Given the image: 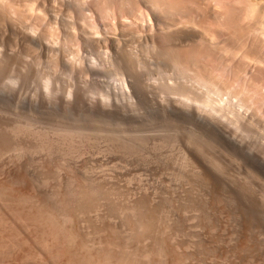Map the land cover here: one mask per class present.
Listing matches in <instances>:
<instances>
[{"label": "rangeland", "instance_id": "obj_1", "mask_svg": "<svg viewBox=\"0 0 264 264\" xmlns=\"http://www.w3.org/2000/svg\"><path fill=\"white\" fill-rule=\"evenodd\" d=\"M263 165L264 0H0V203L20 173L39 197L18 207L46 210L30 234L5 203V237L42 251L21 240L17 264H55L74 235L105 262L111 243L140 264H264Z\"/></svg>", "mask_w": 264, "mask_h": 264}, {"label": "bare ground", "instance_id": "obj_2", "mask_svg": "<svg viewBox=\"0 0 264 264\" xmlns=\"http://www.w3.org/2000/svg\"><path fill=\"white\" fill-rule=\"evenodd\" d=\"M261 4H262V3H261ZM257 5H258V4H257ZM174 31H175V30H174ZM128 32H129V31H128ZM181 33H182V32H181ZM123 34H124V33H123ZM125 34H126V33H125ZM128 34H130V33H128ZM86 37H87V36H86ZM88 37H89V36H88ZM133 37H134V36H133ZM93 38H94V37H93ZM108 38H109V37H108ZM111 38H112V37H111ZM130 38H131V37H130ZM119 39H120V38H119ZM137 39H138V38H137ZM152 39H153V38H152ZM86 40H87V39H86ZM89 40H90V39H89ZM107 40H108V39H107ZM124 40H125V39H124ZM93 41H94V40H93ZM102 41H103V40H102ZM109 41H110V40H109ZM113 41H114V40H113ZM151 41H152V40H151ZM151 41H150V42H151ZM87 42H88V41H87ZM104 42H105V41H104ZM139 42H141L140 39H139ZM148 42H149V41H148ZM92 44H93V43H92ZM110 44H111V42H110ZM118 44H119V43H118ZM139 44H140V43H139ZM119 45H120V44H119ZM146 45H147V44H146ZM117 46H118V45H117ZM122 46H123V45H122ZM138 46H139V45H138ZM120 47H121V45L118 46L117 49L120 48ZM114 48H115V47H114ZM138 48H139V47H138ZM150 48H151V47H150ZM121 49L124 50V48H121ZM139 49H140V48H139ZM118 50H119V49H118ZM123 50H122L121 52H123ZM119 51H120V50H119ZM119 51H118V52H119ZM115 54H116V53H115ZM118 54H120V55H117V54H116V56H120V58H122L121 55H122L123 53H120V52H119ZM127 54H128V52H127ZM151 55H152V54H151ZM135 56H137V54H136ZM123 57H124V56H123ZM127 57H128V56H127ZM122 59H123V58H122ZM122 59H121V60H122ZM124 59H125V58H124ZM126 59L128 60V58H126ZM132 59H133V58H132ZM135 59H137V58H135ZM124 61H125V60H124ZM130 62H131V61H130ZM126 63H127V62H126ZM132 64H133V63H132ZM124 65H125V64H124ZM129 65H130V64H129ZM181 72H182V71H181ZM163 77H164V76H163ZM161 78H162V77H161ZM164 80H165V79H164ZM160 82H161V81H160ZM170 86H171V85H170ZM173 88H174V87H173ZM177 88H178V87H177ZM208 88H209V87H208ZM212 88H213V87H212ZM215 88H216V87H215ZM175 90H176V89H175ZM183 90H184V89H183ZM179 91H180V90H179ZM170 92H171V91H170ZM176 92H177V91H176ZM213 92H214V91H213ZM178 94H179V93H178ZM183 94H184V93H183ZM209 95H210V94H209ZM186 98L188 99V97H186ZM208 98H210V97H208ZM184 99H185V98H184ZM187 99H186V101H189V100L191 99V97L189 98V100H187ZM215 99H216V98H215ZM191 100H192V101H199L198 98H195V97H194V95H193V97H192ZM214 102H216V101H213V98H212V99L210 98V99H208V101H207L206 103H207L208 105H211V104H213ZM204 104H205V103H204ZM214 104H215V103H214ZM208 105H207V106H208ZM211 107H212V105H211ZM220 107H221V106H220ZM212 108H213V107H212ZM225 108H226V107H225ZM205 109H206V108H205ZM205 109L202 108V107H201V110H198V109H197L198 111L196 110L195 115H196L197 117H199V118L202 120V122L205 123V124H215V122H219V121H217V120H219V119L216 118V116L214 117V115L209 114L210 112H206ZM214 109H215V111H219V108H218V109H217V108H213V110H214ZM236 111H237V110H236ZM239 112H240V111H239ZM213 114H214V113H213ZM242 116H243V115H242ZM244 118H246V117L244 116ZM242 119H243V118H242ZM248 120H249V119H248ZM221 123H222V121H221ZM224 124H225V121H224ZM224 124H223V125H224ZM217 125H218V124H217ZM226 126H227V125H224V128H225ZM226 128H227V127H226ZM219 129H220V128H219ZM225 130H226V129H225ZM225 130H223V131H225ZM69 142H70V141H69ZM251 153H252V152H251ZM263 166H264V165H263ZM15 171H16V170H15ZM19 172H20V171H19ZM18 174H19V176H18V180L20 181V179H22V182H23V178H20V179H19V177H22L23 174H20V173H18ZM18 174H15L16 176L12 177V178H14L13 180L8 178L9 181H11V180L14 181L15 179H17V175H18ZM25 174H26V173H25ZM29 175H30V174H29ZM11 176H12V175H11ZM11 176H10V177H11ZM3 177H4V176H3ZM15 177H16V178H15ZM23 177H24V176H23ZM27 178H28V177H27ZM0 179H1V178H0ZM24 179H25V178H24ZM2 180H3V179H2ZM18 180L15 182V186H16V184H19V183H17ZM7 181H8V180H7ZM7 181H6L7 184H8V183L12 184V183H11L12 181H11V182H9V181L7 182ZM24 181H25V183L23 182V186L21 185V183L19 184V185H21L22 188H25L24 186H26V184H27L26 180H24ZM20 182H21V181H20ZM1 183H2V182H1ZM13 183H14V182H13ZM71 183H72V182H71ZM4 184H5V182H4ZM7 184L3 185V187H5V186L8 187V186H10V184H8V185H7ZM24 184H25V185H24ZM12 185H13V186H12L13 188L11 189V187H8L9 190H10V189H11V190H10L9 193H7V195L9 196V199H10V200L6 202V200H5L6 197L3 196V200H2V201L5 200V202H4V204H3L2 201H1V203H0V204H1V207H2V205H3V207H2L3 210L0 208V211H1L0 213H2L3 211H5V209H4V207L6 206L5 203H7V205H9V204H10L9 202H11L10 207H12V208H10V207L8 206V207H9V210L11 209V211L8 210V212H11V213L13 214V220L16 218V216L19 217V218H21V216H23L22 218H24L25 215H27L26 218H25V220H24V221H26V224H25V222H24L23 220H22L21 222H24V224H22V223H21V224L18 223V222H20V221L15 222V220H19L18 218H16V219L14 220V222H15L17 225H19V224H20V225H24L23 227L20 226V225H19V226H16L15 224H13V222H12V223L10 222V223H11V224H10L9 221H8V220H9V218H8V219H5V220H7L8 223H9L8 226H7V224H6L7 221L4 220V221L6 222L4 226L7 227V228H5L4 226H3V227H4L5 229L10 230L8 227H9V225L12 226V224H13V225L16 226V227L14 226L15 228H17V227H20V228H21V227H22L21 229H24V230H22V231H27L29 228H27V230H25L26 228H24V227L27 225V222L29 221V220H27V218H29V219L31 218V220H32V219H34V220L36 219V220H38L39 222H40L41 219H42L41 217L38 216V215H40V212H39V214H37L39 208L36 210V208L39 206V204H38L37 206H35L36 204H34V203L32 202V203L34 204V207H36V208L34 209L32 203H31V205H30V203H27V205L29 204L30 209H31V210H29V212L32 211V209L35 211V212L32 211V212H30V213H27L26 210H28L29 208H26L25 206H23L26 210H25L24 208H23L24 210H23V209H20V208H22V207L19 208V207H18L19 205H17L18 203L16 204V202H18L20 198L23 199L24 196L27 197V199H28V200H26V199L24 198L26 202H29V201H30V197H31V199H33L34 197H39V196H36V195H35V196L33 197V194H32V195L28 198V196L30 195L29 191H27L26 189H25V190H26L27 192H26V191H23L22 188H21L20 186H16V187H18V188H14V187H15L14 184H12ZM0 186H2V184H1ZM29 186H30V185H29ZM6 187H5V188H6ZM19 187H20L21 189H20ZM34 188H35V187H34ZM3 189H4V188H3ZM6 189H7V188H6ZM27 189L29 190V188H27ZM32 189H33V188H32ZM32 189H30L31 193H32ZM0 190H2L1 187H0ZM7 190H8V189H7ZM9 190H8V191H9ZM33 190H34V189H33ZM36 190H37V189H36ZM5 191H6V190H5ZM81 191H82V190H81ZM94 191H95V190H94ZM2 192H3V191H2ZM77 192H78V191H77ZM90 192H91V191H90ZM33 193H34V191H33ZM83 193H84V192H83ZM87 193H88V192H87ZM0 194H2V193H0ZM4 194H6V192H4ZM27 194H28V196H27ZM60 194H61V193H60ZM68 194H69V193H68ZM76 194H77V193H76ZM79 194H80V193H79ZM93 194H94V193H93ZM7 195H6V196H7ZM42 195H43V194H42ZM66 195H67V194H66ZM85 195H87V194H85ZM85 195H84V196H85ZM53 196H54V195H53ZM64 196H65V195H64ZM87 196H88V195H87ZM1 198H2V195H0V200H1ZM62 198H63V197H62ZM7 199H8V198H7ZM24 199H23V200H24ZM36 199H37V198H36ZM36 199H35V203H37ZM52 199H53V198H52ZM64 199H65V200H64ZM37 200H38V199H37ZM40 200H41V198H40ZM40 200H39V202H41ZM42 200H44V199H42ZM61 200H62V199H61ZM21 201H22V200H21ZM21 201H19V202L22 203L23 201H22V202H21ZM33 201H34V199H33ZM64 201H65V204H66V201H68V199L66 200V197H64V198H63V202H64ZM42 202H43V201H42ZM59 202H60V201H59ZM70 202H71V201H70ZM138 202H139V201H138ZM44 203H45V201H44ZM60 203H61V202H60ZM41 204L43 205V209H42V205H41ZM41 204H40L41 209H42V210H45V208H44V204H43V203H41ZM45 204H46V203H45ZM49 204H50V203H49ZM62 204H63V203H62ZM67 204H69V203L67 202ZM67 204H66V205H67ZM4 205H5V206H4ZM23 205H25V204H23ZM27 205H26V206H27ZM66 205H65L64 207H66ZM31 206H32L33 208H32ZM40 206H39V207H40ZM46 206H47V205H46ZM46 206H45V207H46ZM51 206H52V205H51ZM51 206H50V207H51ZM67 206H68V205H67ZM134 206H135V205H134ZM48 207H49V205H48ZM52 207H53V206H52ZM69 207H70V206H69ZM55 208H56V207H55ZM55 208H54V210H55ZM138 208H139V207H138ZM46 209L49 210L50 208H46ZM52 209H53V208H52ZM52 209H50V210H52ZM62 209H64V208H62ZM65 209H66V208H65ZM65 209H64V210H65ZM67 209H68V208H67ZM42 210H40V211H41V215H42ZM48 210H47V211H48ZM71 210H72V209H71ZM134 210H135V209H134ZM6 211H7V208H6ZM24 211H25V212H24ZM45 211H46V210H45ZM62 211H63V210H62ZM65 211H66V210H65ZM76 211H77V210H76ZM8 212H7V213H8ZM36 212H37V213H36ZM43 212H44V211H43ZM50 212H51V211H50ZM50 212H47V213L50 214ZM52 212H54V211H52ZM7 213L3 212V214H6L5 216H9ZM44 213H46V212H44ZM44 213H43V214H44ZM47 213H46V214H47ZM56 213H57V212H56ZM61 213H62V212H61ZM63 213H64V212H63ZM66 213H67V212H65V214H66ZM68 213H70V212L68 211ZM12 214H10V215H12ZM46 214H44V218H45ZM54 214H55V213H54ZM54 214H51L50 216L48 215L45 219H47V220L49 221V219L52 218V221H53V217H52V216H53ZM59 214H60V213H59ZM70 214H71V213H70ZM70 214H66V215L71 216ZM55 215H57V214H55ZM55 215H54V217H55ZM66 215H65V216H66ZM1 216H3V215H0V223L3 221L2 218L5 217V216H3V217H1ZM37 216H38L39 218H38ZM141 216H142V218L144 219V216H145V215L143 216V214H142ZM141 216H140V217H141ZM9 217H10V216H9ZM11 217H12V216H11ZM14 217H15V218H14ZM57 217H58V216H57ZM59 217H61V219H62V218L64 219L63 214H60ZM66 217H67V216H66ZM66 217H65V219L67 220ZM145 217H146V216H145ZM147 217H148V216H147ZM147 217H146V218H147ZM6 218H7V217H6ZM37 218H38V219H37ZM44 218H43V220H44ZM48 218H49V219H48ZM68 218H69V217H68ZM71 218H72V217L69 218V221L71 220ZM151 218H152V217H151ZM3 219H4V218H3ZM11 219H12V218H11ZM39 219H40V220H39ZM57 219H58V218H57ZM72 219H73V218H72ZM139 219H140V218H138V220H139ZM31 220H30V221H31ZM36 220H35V224L37 225L38 222L36 223ZM47 220H46V221H47ZM55 220H56V219H55ZM66 220H62V221H64V223H65ZM133 220H134V219H133ZM140 220H142V219H140ZM146 220H147V219H146ZM146 220H145V221H146ZM148 220H149V222H145V223H148V224H146V225H148L149 228H152L151 231H150V232H152V230L154 231V229H153V227H152V226H154V223H153V222H150V219H149V218H148ZM30 221L28 222V224H29V223L34 224V223H32L33 220H32V222H30ZM44 221H45V220H44ZM44 221H43V222H44ZM46 221H45V222H46ZM48 221H47V222H48ZM142 221H143V220H142ZM152 221H153V220H152ZM47 222H46L45 224H48ZM66 222H68V221H66ZM71 222H74V221L71 220ZM71 222L68 223V224H71ZM132 222H133V221H132ZM2 223L4 224V222H2ZM2 223H1V224H2ZM40 223H41V222H40ZM49 223H50V224L47 225L46 228H47V227L49 228V227L52 226L54 229H57V227L55 228L54 226H58V225L60 224V223L56 222V223H58V224H56V225L53 226V225H51V223H52L51 221H50ZM64 223H63V225H64ZM150 223H151V224H150ZM152 223H153V225H152ZM1 224H0V226L2 227ZM38 224H39V223H38ZM42 224H43V223H42ZM52 224H55V222L52 223ZM73 224L75 225V223H73ZM76 224H77V223H76ZM140 224H141V221H140V223L138 224L139 227L142 226V225H144V222H143L141 225H140ZM43 225H44V224H43ZM43 225H42V227H44V229H45V225H44V226H43ZM50 225H51V226H50ZM61 225H62V224H61ZM66 225H67V224H66ZM146 225H145V226H146ZM150 225H152V226H150ZM31 226H33V225H31ZM38 226H39V225H38ZM127 226H128V225H127ZM12 227H13V226H12ZM14 227H13V228H14ZM28 227H29V226H28ZM33 227H34V226H33ZM35 227H37V226H35ZM40 227H41V226H39V228H40ZM52 227H51V228H52ZM60 227H61V226H60ZM60 227H58V229H59ZM62 227H63V226H62ZM62 227H61V228H62ZM64 227H65V226H64ZM4 228H3L4 231H1L2 228H0V237H2V239H0V253H1L2 250H3V251H4L3 254H5V255H2V254H1V255H2V256H5V258L1 257V259L3 258V260L0 261V264L2 263V261L4 262V264H13V262H15V263L17 264V263H19V262H18L19 260H20V263H21V261H25V259H27L28 257L25 256L26 258H24V259L22 260L23 255H24V254H23V251H24V250L20 253V254H21V258H20V257H19L20 254H18L19 251L17 252V249L19 248V245L23 247V245H27V246H29V245L33 244V240L35 239V238H34L35 235H34V237H32L33 235L31 236L30 239H31V240L33 239V240H32V243H30V241H29L30 239L26 238V237H27L26 235H25L26 237H25V236L22 237V235H21L22 239H20V238H19V234H18V232H17L18 237H15V236H17V235H13V234H11L14 230H15V232H16V229H14V230H12V232H11L10 234L12 235V237H14V238H19V239H18V240H13V241H12V237H11V235H10V234L8 235V233H9L8 230H7V232H8L7 235H8V236L5 237L6 235H4V233H5L6 231H5ZM39 228H38V229H39ZM53 228L50 229V230H53ZM137 228H138V226H137ZM137 228H136V229H137ZM140 228H141V227H140ZM31 229H32V227H31L28 231H30ZM34 229H35V228H34ZM38 229H37V230H38ZM42 229H43V228H41L40 231H41ZM63 229H64V228H63ZM75 229H76V228H75ZM75 229L73 228L74 231H75ZM136 229H135V230H136ZM141 229H144V231H146V230H145V227L143 228V226H142ZM146 229H147V226H146ZM17 230H19V229H17ZM60 230H61V229H60ZM108 230H109V229H108ZM148 230H149V229H148ZM148 230H147V231H148ZM20 231H21V230H20ZM20 231H19V233H20ZM28 231H27V232H28ZM35 231H36V229L34 230V232H35ZM40 231H39V232H40ZM45 231L47 232V230H45ZM45 231H44V232H45ZM54 231L57 232L56 230H54ZM54 231L51 232V233H49V234H50V235L53 234ZM66 231L68 232V231H71V230L69 229V230H66ZM76 231L78 232V231H80V230L78 229V230H76ZM3 232H4V233H3ZM27 232H25V234H26ZM32 232H33V230H32ZM36 232H37V231H36ZM46 232L43 233V234H44V235L47 234ZM48 232H50V231H48ZM58 232H59V231H58ZM61 232H65V229L62 230ZM61 232H60V233H61ZM77 232H76V235H77ZM111 232H112V231H111ZM154 232H155V231H154ZM154 232H152V234H154ZM41 233H42V232H40L39 234H41ZM65 233H66V232H65ZM65 233H64V235L61 233V234H62L61 236H62V238H64V240H65V238L67 237V236L65 235ZM68 233H69V232H68ZM68 233H67V234H68ZM87 233H88V232H87ZM113 233H114V232H113ZM117 233H118V232H117ZM146 233H148V232H146ZM5 234H6V233H5ZM14 234H15V233H14ZM27 234L29 235V233H27ZM30 234H32L31 231H30ZM34 234H35V233H34ZM36 234H37V233H36ZM39 234H38V235H39ZM43 234H41V235L44 236ZM49 234H47V237H46L47 239H48V235H49ZM70 234H71V232H70ZM74 234H75V232H73V235H74ZM81 234H82V233H81ZM81 234H80V235H81ZM114 234H115V235H114ZM114 234L111 235V233H110L111 236H114V237H113V240H112L110 237L108 238V239H111V240H112V243H113V241L116 242L115 240H117V241L119 240V239H118L119 237L116 235V233H114ZM141 234H142V233H141ZM3 235H4V236H3ZM23 235H24V234H23ZM38 235H37V237H38ZM53 235H54V237H53V239H51L52 243H50V244H52V245H53V243L55 242V240L58 239V237H57V239H55V233H54ZM57 235H59V233H57ZM73 235H72V236H73ZM78 235H79V233H78ZM110 235H109V236H110ZM149 235H150V234H149ZM64 236H66V237H64ZM70 236H71V235H70ZM72 236H71V237H72ZM74 236H75V235H74ZM74 236H73V237H74ZM81 236H82V235H81ZM107 236H108V234H107ZM128 236H129V235H128ZM139 236H140V235H139ZM141 236H142V235H141ZM150 236H151V235H150ZM29 237H30V235H29ZM39 237H40V236H39ZM59 237H60V236H59ZM68 237H69V235H68ZM73 237L70 238V239L72 240L73 243H74V241H75V243H76V240H75V238L73 239ZM115 237H118V238L114 240ZM14 238H13V239H14ZM43 238L45 239V237H43ZM51 238H52V235H51ZM90 238H91V237H90ZM153 238H154V237H153ZM39 239H41V237H40ZM39 239H38V240H39ZM54 239H55V240H54ZM78 239H79V238H78ZM80 239H81V238H80ZM84 239H85V238H84ZM105 239H106V237H105ZM129 239H130V238H129ZM131 239H132V238H131ZM135 239H136V238H135ZM21 240H22V242H21ZM38 240H37V238H36V241H34V242H40V241L42 242V240H40V241H38ZM53 240H54V241H53ZM58 240L62 242V240H60V239H58ZM71 240H70V241H71ZM73 240H74V241H73ZM88 240H89V239H88ZM48 241H49V240H46V239H45V240H43V244H41V243H40V244L43 245V246L47 245L46 247H48V245H49V244H48ZM66 241H68V238L66 239ZM66 241H65V242H66ZM81 241H83V240H80V241L77 240V242H80V243H81ZM104 241H105V240H104ZM104 241H102V242H104ZM106 241H107V239H106ZM158 241H159V240H158ZM162 241H164V240H162ZM20 242H21V243H24V244L21 245ZM25 242H26V243H25ZM28 242H29L30 244H29ZM83 242H84V241H83ZM83 242H82L83 245H81L82 248L85 247V245H84L85 242H84V243H83ZM86 242H87V241H86ZM102 242H101V243H102ZM107 242H108V241H107ZM62 243H63V242H62ZM67 243H68V242L65 243V244L67 245V246H65L64 243H63L62 245H59V244H57V242H56V244L59 245V247H60V246L62 247V246L64 245L65 248H64V247H63V248L60 247V249H58V247H57V249H55L56 247L54 248V246H53V247L51 246V248H53V249H52L53 251H52L51 249H49L48 251H52V252H50L49 255L46 253V254H47V257L49 256L48 259L50 258V261L52 260V262H53V260H55V261H54L55 264H96L97 262H98L99 264H100V263L102 264L101 261H104V262H105V260H102V259L99 258V256H96V255H97V254H95V253L97 252L96 250H95V253H93L92 251H89V254H86V253L84 252V253H85V255H84V254H81L82 252L79 253L80 248L78 249V247H77V249H76V246H78V245L74 246V244L71 243V242H69V244H67ZM70 243H71V244H70ZM80 243H78V244L80 245ZM105 243H106V242H105ZM108 243H109V242H108ZM116 243H117V242H116ZM116 243H115V244H116ZM155 243H156V242H155ZM162 243H163V242H162ZM35 244H36V243H35ZM40 244H39V245H40ZM44 244H45V245H44ZM54 244H55V243H54ZM56 244H55V246H56ZM72 244H73V245H72ZM99 244H100V242H99ZM41 245H40V246H41ZM70 245H72V246H70ZM100 245H101V246H100ZM100 245H99L100 247L97 245L98 248H99V250L104 249V248H102V246H105V248H106V245H105L104 243H103V245H102V244H100ZM107 245H108V246L110 245V249H113V248L116 246V249H114V251H116V253H119V254L121 253V254H122V255L120 254L122 257H120V258H119V257L116 258V259H119V260H117V261H120V262L123 261V262H124V263H123V262H122V263L119 262L120 264H126V263H127V264H128V263H130V264H136L137 262H138V264L141 263V262H139V261H140V257H139V256H141V254H140V255H138L139 253L136 254V253H137L136 250H135L136 253H133V252H134L133 250L130 251L128 248H125V247L123 246V248H125V249H122V252H123V253H125L126 251H127L126 253H129L130 255H132V253H133V256H132V257H131L130 255H128V256L126 257V254L123 255L122 252H118V251H117V249L119 250V249L122 248V247L119 248V245H118V244L114 246V244L112 245L111 243H109V244H107ZM111 245H112V246H111ZM138 245H139V244H138ZM159 245H160V244H159ZM32 246H35V245H31V249H33ZM40 246H39V247H40ZM49 246H50V245H49ZM86 246H87V245H86ZM93 246H94V245H93ZM113 246H114V247H113ZM120 246H121V244H120ZM149 246H150V245H149ZM25 247H26V246H25ZM29 247H30V246H29ZM36 247H37V249H38L37 244H36ZM36 247H35V248H36ZM41 247H42V246H41ZM46 247H45V248H46ZM79 247H80V246H79ZM111 247H112V248H111ZM117 247H118V248H117ZM161 247H162V246H160L159 248H161ZM27 248H28V247H27ZM45 248H44V249H45ZM49 248H50V247H49ZM82 248H81V251L84 250V249H82ZM107 248H108V247H107ZM107 248L104 249L105 252L108 250ZM146 248H147V247H146ZM151 248H152V247H151ZM163 248L166 249V247H163ZM5 249H6V251H5ZM20 249H21V248H20ZM22 249H23V248H22ZM24 249H25V253H26V254L28 253L27 256H29V252H26V248H24ZM31 249H29V250H30V253L32 252ZM54 249H55V251H54ZM89 249H90V248H89ZM92 249H93V248H92ZM95 249H96V248H95ZM110 249H109V251H107L106 255H105L104 253H101V254H102V255L104 254L105 256H107V259H109L110 256H111V257H110L111 259H115V258L113 257V256H115L114 253H113L114 251H113V250H110ZM33 250H35V252H37V251H41L40 248H39V250H36V249H33ZM42 250H43V247H42ZM93 250H94V249H93ZM104 250H103V251H104ZM128 250H129L130 252H129ZM160 250H161V253L164 251V250L162 251V249H160ZM84 251L88 252L86 248H85ZM101 251H102V250H101ZM101 251H100V252H101ZM124 251H125V252H124ZM143 251H144V250H143ZM158 251H159V250H158ZM158 251H156V252L159 253ZM168 251H169V250H168ZM41 252H42V251H41ZM44 252H47V249H46V251H44ZM44 252H43V253H44ZM90 252L93 253V254H91ZM98 252H99V251H98ZM131 252H132V253H131ZM146 252H147V251H146ZM150 252H152V251L149 250V253H150ZM15 253H16V254H15ZM32 253H34V252H32ZM43 253H42V254H43ZM48 253H49V252H48ZM116 253H115V254H116ZM141 253H142V252H141ZM147 253H148V252H147ZM147 253H146V255L144 254V257L146 256V257L148 258V257L152 256V255L149 256V253H148V254H147ZM152 253H153V252H152ZM161 253H160V254H161ZM163 253H165V252H163ZM174 253H175V252H174ZM17 254H18V255H17ZM26 254H25V255H26ZM35 254H36V253H35ZM42 254H41V255H42ZM94 254H95V255H94ZM101 254H100V255H101ZM134 254H135V255H134ZM150 254H151V253H150ZM155 254H156V253H155ZM166 254H167V253H166ZM1 255H0V256H1ZM37 255L39 256L40 253H39V254L37 253ZM37 255H35V256H34V255H33V256L30 255V256H32V257H36ZM44 255H45V254H44ZM116 255H117V254H116ZM136 255H138V256L136 257ZM167 255H168V254H167ZM16 256L18 257V259L16 258ZM118 256H119V255H118ZM134 256H135L137 259L139 258V260H138L137 262H136L137 259L134 258ZM172 256H173V255H172ZM112 257H113V258H112ZM116 257H117V256H116ZM142 257H143V255L141 256V258H142ZM162 257H163V256H162ZM30 258H31V257H30ZM36 258H37V257H36ZM39 258H40V257H39ZM42 258H43V257H42ZM45 258H46V257H45ZM131 258H132V259H131ZM133 258H134V259H133ZM152 258H153V257H152ZM159 258H160V257H159ZM159 258H158V259H159ZM175 258H176V257H175ZM43 259H44V258H43ZM104 259H105V257H104ZM107 259H106V260H107ZM111 259H110V260H111ZM116 259H115V260H116ZM173 259H174V258H173ZM16 260H17V262H16ZM39 260H41V259H39ZM44 260H45V259H44ZM44 260H43V261H40V262H41V263H42V262H45ZM46 260H47V258H46ZM99 260H100V261H99ZM110 260H108L109 262L107 261L109 264H113V263L115 262L114 260H111V261H110ZM145 260H146V258H145ZM176 260H178V258H177ZM112 261H113V263H112ZM163 261H164V260H163ZM172 261H173V260H172ZM46 262H47V264H49V263H48V262H49L48 260H47ZM52 262H51V263H52ZM107 262H105V264H106ZM15 263H14V264H15ZM116 263H117V262H116ZM119 263H117V264H119ZM143 263H144V258H143V262H142V264H143ZM146 263H147V262H146ZM176 263H177V262H176ZM22 264H24V263H22ZM42 264H43V263H42ZM103 264H104V263H103ZM144 264H145V263H144ZM169 264H170V263H169ZM172 264H174V263L172 262Z\"/></svg>", "mask_w": 264, "mask_h": 264}]
</instances>
